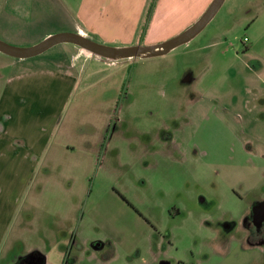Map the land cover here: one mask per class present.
Instances as JSON below:
<instances>
[{
    "label": "rangeland",
    "instance_id": "1",
    "mask_svg": "<svg viewBox=\"0 0 264 264\" xmlns=\"http://www.w3.org/2000/svg\"><path fill=\"white\" fill-rule=\"evenodd\" d=\"M107 1L130 7V15L110 13L103 3L109 27L88 30L92 41L126 47L173 38L146 37L147 10L154 13L160 0ZM89 2L0 0V39L27 48L77 33ZM140 13L132 29L129 19ZM257 62L264 65V0H226L200 34L164 56L109 62L71 44L26 60L0 53L1 128L17 131L23 123L18 133L28 135L34 122L49 137L31 172L14 180L27 188L14 233L40 250L26 253L19 242L4 260L5 242L2 264H25L29 255L34 264H198L206 255L220 262L213 241L231 233L226 224L233 226L230 218L247 204L223 183L241 173L233 161L264 156ZM64 72L75 83H62ZM16 75L40 87L16 95L21 115L6 114V79ZM225 168L223 178L218 171Z\"/></svg>",
    "mask_w": 264,
    "mask_h": 264
},
{
    "label": "crops",
    "instance_id": "2",
    "mask_svg": "<svg viewBox=\"0 0 264 264\" xmlns=\"http://www.w3.org/2000/svg\"><path fill=\"white\" fill-rule=\"evenodd\" d=\"M196 1L160 0L146 32L147 39L149 41H159V39L175 37L193 25L212 0ZM103 3L110 13L130 15V7H119L118 9V6L112 5L107 0H90L88 5L86 3L84 11L85 18L83 23H85V29L80 27L76 32L88 37L89 31L101 33L103 30H100V26L105 25V27H109V21H103L99 12L100 8L98 7ZM140 12L142 13V10ZM141 13L136 15L135 18L129 19L132 21L129 27L132 26V29L137 27L141 20ZM118 19L120 21L119 27L122 28L123 25L121 23L123 19ZM258 58L262 59V57ZM256 64V70L252 71L254 73L253 76L262 79L264 77V65L258 62ZM34 73L43 75V72L40 73L39 71ZM64 73L66 74H64L65 76H60L62 83H72L73 81L75 83L74 77L69 72ZM22 77L16 75L6 79L7 83L10 84L7 88L9 92H7L6 105H9V107H6V114H9L8 112L11 111L14 113L17 111V114L21 115L19 113L21 106L14 103L16 95H23L24 93L33 94L34 90H40V87L35 89L27 83L21 84L20 80H22ZM256 93L255 95H263L264 90L257 89ZM39 95L40 100L47 101L43 94ZM29 123L31 128L27 132L28 135L18 133V131H25L23 123L18 124L19 127H16L17 131L5 130L7 129L6 124L4 128L0 126V175H5L9 179L7 183L0 184V247L5 242L7 243V252L4 260L8 259L10 250L19 242L23 243L26 253H32L33 249L40 250V248L28 245L26 239L21 237V232L18 231V234L16 233L15 235V226L13 227V224H16V220L21 219L17 216V213L27 189L22 180L20 184L14 180L17 179V175L20 173L26 174L31 172L32 167L35 166L33 158L35 157L36 159V157L42 155L49 141V137L43 134L42 128L38 123ZM31 131L34 134L30 133ZM247 149L250 150L251 148L248 146ZM244 157L243 159L245 160ZM231 166L234 167L233 170H241V173L232 175L233 180L230 182L223 181V184L233 192L236 199L241 202L246 201L247 204H244L246 208L240 216H232L230 218L229 221H234L235 223L233 226L226 224L229 226L228 230H231V233L219 240L213 241L212 252L220 259V262L215 264H264V156L258 154L250 156L246 164L235 160ZM226 170L227 168L224 169V173H221V170H219L218 174H223L222 177L226 178ZM257 201L259 202L257 203ZM253 207L255 208L252 210ZM254 213L256 214L254 215ZM19 222L18 225L21 228L28 227L25 226L26 224L22 220ZM23 263L34 264L30 255L23 260ZM0 264H2V258H0ZM44 264L47 263L44 262ZM198 264L213 263L210 262V255H206Z\"/></svg>",
    "mask_w": 264,
    "mask_h": 264
},
{
    "label": "water",
    "instance_id": "3",
    "mask_svg": "<svg viewBox=\"0 0 264 264\" xmlns=\"http://www.w3.org/2000/svg\"><path fill=\"white\" fill-rule=\"evenodd\" d=\"M226 0H213L203 15L181 34L152 46L109 47L96 43L81 33H59L46 37L41 42L27 48L15 47L0 39V53L10 58L26 60L35 58L61 44H71L82 51L91 53V56L109 62H118L131 59H146L164 56L176 48L186 45L200 34L213 20Z\"/></svg>",
    "mask_w": 264,
    "mask_h": 264
},
{
    "label": "trees",
    "instance_id": "4",
    "mask_svg": "<svg viewBox=\"0 0 264 264\" xmlns=\"http://www.w3.org/2000/svg\"><path fill=\"white\" fill-rule=\"evenodd\" d=\"M153 15V7H150L146 13V22L150 21Z\"/></svg>",
    "mask_w": 264,
    "mask_h": 264
},
{
    "label": "built area",
    "instance_id": "5",
    "mask_svg": "<svg viewBox=\"0 0 264 264\" xmlns=\"http://www.w3.org/2000/svg\"><path fill=\"white\" fill-rule=\"evenodd\" d=\"M244 43H248V39L245 38V39H244Z\"/></svg>",
    "mask_w": 264,
    "mask_h": 264
},
{
    "label": "bare ground",
    "instance_id": "6",
    "mask_svg": "<svg viewBox=\"0 0 264 264\" xmlns=\"http://www.w3.org/2000/svg\"><path fill=\"white\" fill-rule=\"evenodd\" d=\"M87 52V51H86ZM87 53H89L90 55H91V53L90 52H87Z\"/></svg>",
    "mask_w": 264,
    "mask_h": 264
}]
</instances>
